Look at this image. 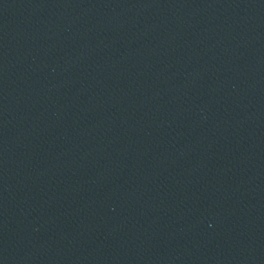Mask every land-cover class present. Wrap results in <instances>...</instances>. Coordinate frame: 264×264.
I'll return each instance as SVG.
<instances>
[{
  "label": "water",
  "instance_id": "water-1",
  "mask_svg": "<svg viewBox=\"0 0 264 264\" xmlns=\"http://www.w3.org/2000/svg\"><path fill=\"white\" fill-rule=\"evenodd\" d=\"M0 264H264V0H0Z\"/></svg>",
  "mask_w": 264,
  "mask_h": 264
}]
</instances>
